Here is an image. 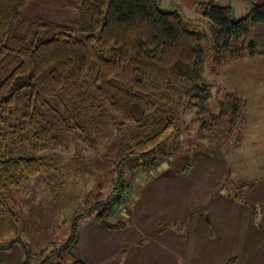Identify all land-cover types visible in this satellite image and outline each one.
<instances>
[{"label":"trees","instance_id":"1","mask_svg":"<svg viewBox=\"0 0 264 264\" xmlns=\"http://www.w3.org/2000/svg\"><path fill=\"white\" fill-rule=\"evenodd\" d=\"M29 1L0 0V252L25 246V228L8 192L52 167L46 158L16 157L14 145L27 133L36 153L58 152L73 136L97 149L114 134L125 145L116 165L131 166L133 178L156 172L179 150L178 138L192 122L200 121L209 154L239 143L246 101L223 88L219 111L207 113L212 84L220 87L205 79L202 34L187 28L178 12L161 10L158 0H65L64 7L78 11L79 18L41 22L42 31L51 32L43 39L33 30L11 32ZM246 1L251 8L237 20L230 6L199 5L212 34L215 77L256 54L253 35L264 24V1ZM23 93L28 110L15 122L10 110ZM121 181L106 202L97 204L104 209L94 219L109 230L124 226L112 221L113 205L126 201L132 184ZM246 186L237 185L238 193ZM75 231L40 264H85Z\"/></svg>","mask_w":264,"mask_h":264},{"label":"rangeland","instance_id":"2","mask_svg":"<svg viewBox=\"0 0 264 264\" xmlns=\"http://www.w3.org/2000/svg\"><path fill=\"white\" fill-rule=\"evenodd\" d=\"M263 1L255 0L254 3L260 4ZM64 2L65 0H30L19 19L13 24L11 32L15 35H24L33 30L37 31L41 38H49L51 32H43L38 26L41 22L51 20L66 22L79 18V12L64 7ZM208 2L232 7L236 20L246 16L251 8V4L246 0H158L161 10L178 12L187 28L203 36V47L207 53L204 76L208 82L216 83L220 87L219 89L212 84L211 96L206 103L207 113L215 114L219 111V102L224 95L223 88L238 94L248 106L254 99L255 88H259L262 95L260 98L264 101V24L259 25L254 31L256 54L222 68L219 76L215 77L211 72L214 59L211 53L212 34L198 11L201 3ZM26 93L18 96L11 107L10 113L13 114L15 122L21 121L23 115L27 113ZM258 117H264V109ZM255 126L264 131V121L260 125H252ZM188 127L186 132L180 134V150L165 158L161 169L178 171L184 167L194 166L200 156L209 155L205 147L206 142L202 140L204 137L200 131V121L192 122ZM251 136L247 134L244 152L236 153V158L232 156L234 153H229L227 157H234L238 172H248L249 178L255 179L256 176H264V137L251 139ZM65 145L66 147L58 152L36 153L30 133L25 134L19 145H14L16 157L23 154L38 159L46 158L52 165L50 169L42 171L37 178L30 180L28 185L23 184L20 188L9 191L7 195L10 206L19 215L25 228L24 247L30 252V259L26 256L24 247L18 246L23 253L24 264L26 262L40 264L51 251L65 244L75 230L78 235L86 221L90 220L84 216L88 214L86 212L95 207L92 212L95 217L104 209V206L98 209L97 204L106 202L112 195L115 184L121 181L120 176L124 184L135 180L129 171L131 166L118 168L116 165L124 155L125 145L115 141L114 134L106 141L102 140L97 149L88 148L76 136L71 137ZM230 148L235 151L233 144ZM248 149L252 151L247 152ZM217 152L225 156L228 150L225 147ZM119 210H122L119 209V205L114 204L112 221L115 223L123 221L122 217H118L119 214H123ZM10 253L0 252V264H7L5 258Z\"/></svg>","mask_w":264,"mask_h":264},{"label":"crops","instance_id":"3","mask_svg":"<svg viewBox=\"0 0 264 264\" xmlns=\"http://www.w3.org/2000/svg\"><path fill=\"white\" fill-rule=\"evenodd\" d=\"M260 92L255 88L240 141L225 146V156H200L194 166L178 171L138 172L119 205L122 228L106 229L85 214L90 220L78 234L77 249L85 264H264V176L251 179L250 173L238 172L234 159L244 152L247 134L264 137L263 130L252 127L264 121L258 117L264 109ZM237 185L247 186L239 194ZM10 252L7 264H24L18 247Z\"/></svg>","mask_w":264,"mask_h":264}]
</instances>
